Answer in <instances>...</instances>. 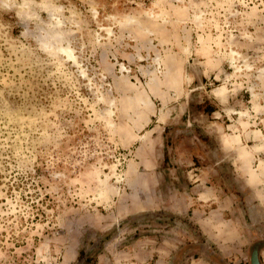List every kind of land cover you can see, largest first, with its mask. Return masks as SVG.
Wrapping results in <instances>:
<instances>
[{"label": "rangeland", "instance_id": "374dc122", "mask_svg": "<svg viewBox=\"0 0 264 264\" xmlns=\"http://www.w3.org/2000/svg\"><path fill=\"white\" fill-rule=\"evenodd\" d=\"M256 242L264 264V0H0V264Z\"/></svg>", "mask_w": 264, "mask_h": 264}, {"label": "water", "instance_id": "95a60500", "mask_svg": "<svg viewBox=\"0 0 264 264\" xmlns=\"http://www.w3.org/2000/svg\"><path fill=\"white\" fill-rule=\"evenodd\" d=\"M260 242H256L254 247L252 248L251 252H250V264H257V244H259Z\"/></svg>", "mask_w": 264, "mask_h": 264}, {"label": "bare ground", "instance_id": "6f19581e", "mask_svg": "<svg viewBox=\"0 0 264 264\" xmlns=\"http://www.w3.org/2000/svg\"><path fill=\"white\" fill-rule=\"evenodd\" d=\"M65 51H67V50H65Z\"/></svg>", "mask_w": 264, "mask_h": 264}]
</instances>
